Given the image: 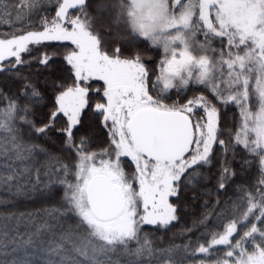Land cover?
I'll return each instance as SVG.
<instances>
[{"label":"snow or ice","instance_id":"snow-or-ice-1","mask_svg":"<svg viewBox=\"0 0 264 264\" xmlns=\"http://www.w3.org/2000/svg\"><path fill=\"white\" fill-rule=\"evenodd\" d=\"M17 2L31 12L43 0ZM7 7L0 0V9ZM53 11L37 29L0 36V75L17 78L31 62L25 54L34 47L47 42L72 46L64 55L70 75L55 84L53 110L39 124L33 106L43 97L30 79L25 77L15 94L0 87V160L6 161L0 168L10 169L0 172V185L23 192L18 176L29 169L7 162L43 153L49 164L46 186L63 193L57 207L45 210L56 225L44 220L23 246L34 249L40 264H152L157 249L144 226L166 229L176 220L169 197L179 195L182 178L192 184L211 165L214 145L226 154L232 143L251 157L245 164L258 165L260 179L254 190L241 189L239 200L225 209L192 254L211 255L222 245L224 255L215 264H264V0H55ZM113 24L117 33L124 28L130 42L109 52L104 41L112 36ZM141 42L161 51L155 79L138 50ZM51 58L44 53L38 62L47 66ZM89 81L102 82L96 91L102 90L104 102L93 111L110 144L100 153L88 150L90 133L82 131L91 107ZM192 84L209 89L214 99L202 93L183 104L166 102L170 90ZM220 104L234 105L240 114L228 140L221 138ZM61 114L70 162L23 135L27 130L46 138ZM122 157L135 165L133 179ZM37 174L39 182V169ZM233 176L222 165L218 188L224 190ZM44 233L50 235L46 242ZM174 247L179 246L161 251L171 254ZM0 264L32 261L25 257ZM160 264L174 262L169 255ZM201 264H206L203 257Z\"/></svg>","mask_w":264,"mask_h":264},{"label":"trees","instance_id":"trees-1","mask_svg":"<svg viewBox=\"0 0 264 264\" xmlns=\"http://www.w3.org/2000/svg\"><path fill=\"white\" fill-rule=\"evenodd\" d=\"M6 4L8 5L6 11L0 9V36L5 38L13 34L19 35L22 31L37 29L41 25L42 18L54 15L55 0H52V3L43 0L31 12L27 7L22 9L17 0H6ZM21 12L25 14L19 15ZM129 42L125 36L124 28L120 26L119 33H117V26L113 24L112 36L105 38L104 47L111 52L118 44L124 47ZM145 43L141 42L138 45V50L143 54L142 59L147 65L150 75L155 79V75L159 73L158 64L161 59V51L145 47ZM71 47L70 44H61L60 42H47L34 47L32 53L25 54L31 62L21 67L22 75L19 78L7 74L0 75V87L5 91L17 93L23 86L25 77L30 79L41 91L42 102L33 106L34 118L38 124L44 121L45 117L53 110L56 94L55 84L70 75V72L65 71L68 65L64 61V55ZM44 53L52 57L47 66L38 62ZM88 84L91 86L88 95V103L91 107L86 110V114L83 116L82 131L87 130L90 133L91 140L88 150L100 153L110 144L107 129L102 126L99 114L93 111L96 103L104 102L102 90L96 91L101 87L102 82L89 81ZM202 93L213 98L209 89L202 85L192 84L187 88L170 90L166 102L168 104H183L188 99ZM197 111L203 115L202 109H197ZM218 114L221 138L228 140L229 134L240 120L239 110L234 105L220 104ZM64 124L65 118L60 115L55 125L47 133L46 138L37 139L25 130L24 139L40 144L47 149L48 153L70 162L71 158L64 147V133L61 131ZM80 135L81 132H76L77 139ZM246 157L251 159L243 146H234L230 143L225 154L224 149L217 143L214 145L212 163L201 169V177L194 178L192 184L187 183L186 177L182 178L179 195L169 199V203L176 208L177 219L166 229L145 226L149 236L153 239V246L157 249L152 264H160L161 261L167 260L169 255L174 264H193L194 261L195 264H201V257L206 264H215L217 258L223 257L224 253L221 249L224 246H217V250L213 251L211 255H193L192 250L198 247L197 242H203L207 233L219 223L218 218L225 214V209L231 208L239 200L242 188L254 190L257 187V182L260 179L258 165L245 164ZM122 161H125L123 167L126 173H133L132 164L126 159ZM3 163L6 161L0 160V164ZM7 163H11L12 167L17 169L27 167L29 172L18 176V180L24 185V191L20 194H17L15 186L0 185V260L27 257L32 261V264H40L39 256L34 249L31 246H23V242L28 239L31 233L35 232L36 226L43 223L44 220L47 219L51 224L56 225L55 220H51L45 215V210L57 207L63 193L56 186H46L49 185V177L45 175V172L49 171V164L45 154L35 153L32 159L14 163L8 161ZM222 165H227L235 172V176L226 181L224 190L218 188V175ZM53 166H55L54 161ZM37 169H39V182H37ZM7 171L10 169L0 168V172ZM217 201L220 203L218 204ZM205 218L206 222L201 223V221H205ZM257 223L259 222L257 221ZM53 231H57V228H53ZM49 238V233H44L42 236V240L45 242ZM33 239L36 240L35 237ZM185 245H191V249L186 251ZM173 246L179 247H174L171 254L161 251ZM121 259L123 261L125 258Z\"/></svg>","mask_w":264,"mask_h":264},{"label":"rangeland","instance_id":"rangeland-1","mask_svg":"<svg viewBox=\"0 0 264 264\" xmlns=\"http://www.w3.org/2000/svg\"><path fill=\"white\" fill-rule=\"evenodd\" d=\"M200 39H203V37H201ZM64 43H67V42H64ZM181 89H183V88H181ZM176 90H179V89H176ZM61 116H62V114H61ZM124 159H126V160H128L131 164H132V166H133V169H134V171H133V173H131V174H127L128 175V177H129V179H133L134 178V176H135V165L128 159V158H125V157H122L121 158V160H124ZM137 187H138V185H137ZM171 197H169V199H170ZM173 222V221H172ZM148 226H150V225H148ZM145 227V226H144ZM152 227V226H151ZM222 246V245H221Z\"/></svg>","mask_w":264,"mask_h":264}]
</instances>
